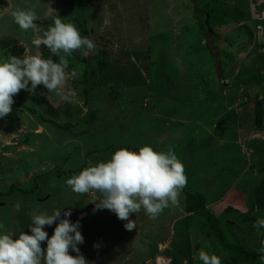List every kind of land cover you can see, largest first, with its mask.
Returning <instances> with one entry per match:
<instances>
[{
    "label": "rangeland",
    "instance_id": "obj_1",
    "mask_svg": "<svg viewBox=\"0 0 264 264\" xmlns=\"http://www.w3.org/2000/svg\"><path fill=\"white\" fill-rule=\"evenodd\" d=\"M16 9L36 13L33 28L15 23ZM206 12L215 34L197 21ZM58 16L81 35L86 28L94 51L66 57V99L44 85L35 95L21 90L0 118V224L18 238L31 234L29 212L63 209L64 218L70 210L88 264H203L201 248L221 264H264L231 263L204 217L185 212V192L202 193L231 243L259 252L264 241V229L253 228L264 218L255 205L264 179V129L255 122L257 101L264 108V28H255L264 22V0H0V60L27 49L59 63L32 44ZM145 145L172 147L187 177L178 204L155 220L141 208L128 231L112 211H94L101 193L66 185L90 163ZM12 186L34 190L9 196ZM57 224L45 226L49 238ZM41 247L46 252L47 242Z\"/></svg>",
    "mask_w": 264,
    "mask_h": 264
},
{
    "label": "clouds",
    "instance_id": "obj_2",
    "mask_svg": "<svg viewBox=\"0 0 264 264\" xmlns=\"http://www.w3.org/2000/svg\"><path fill=\"white\" fill-rule=\"evenodd\" d=\"M11 15L24 31L33 28L34 21L38 19L32 10L16 9ZM32 44L37 49L45 45L53 55L59 57V63L43 59L39 54L29 55L27 49L22 57L9 56L0 60V118L12 112L13 97L21 90L35 95L37 87L44 85L50 93L55 91L62 96L66 57L78 49H84V56L94 51V43L82 37L74 24L64 23L59 16L43 34V38H33ZM186 184L184 165L172 147L165 153L154 151L148 145L140 148L138 153L119 149L106 162L90 163L78 175L66 180V185L78 194L91 190L101 193L99 203H95L97 200L92 202L95 203L94 211H112L118 219L127 221L124 226L128 231L136 228V222L129 219L131 214L143 208L149 218L155 220L169 203L178 204V196ZM16 209L20 210L19 204ZM62 210L54 209L51 215L39 209L29 212L31 224L28 227L31 234L22 231L18 238H13L15 234L0 224V230H3L0 231V264H42V261L43 264H88L78 247L84 243L79 231L80 222H71L70 210L63 212L64 218H61ZM57 221L54 234L49 238L44 228ZM253 228L257 232L264 229V218L257 219ZM45 241L46 252L41 247V242ZM70 249L77 253L75 257L69 254ZM258 251L264 253V241H261ZM198 258L203 264H221L220 257L204 248L199 250ZM184 264H188V261L185 260Z\"/></svg>",
    "mask_w": 264,
    "mask_h": 264
},
{
    "label": "trees",
    "instance_id": "obj_3",
    "mask_svg": "<svg viewBox=\"0 0 264 264\" xmlns=\"http://www.w3.org/2000/svg\"><path fill=\"white\" fill-rule=\"evenodd\" d=\"M211 20H212V15L209 12H206L204 14V17L201 19L198 18L197 21L202 24L204 29H207L211 34H215L214 28L211 25ZM255 28L257 30V25ZM81 36L88 38V33L86 28H83ZM263 48L264 45H262V49ZM29 110L32 113L38 114L35 111V109L31 107H29ZM255 110H256L255 111L256 128L257 130L262 131L264 129V108H263V103L261 101H257ZM225 122L226 121H221V124H225ZM262 171L264 173V167L262 168ZM33 190L26 191L12 186L9 192L7 193V195L10 196L15 192H20L23 194H31L33 193ZM206 201L207 200L202 193H193L186 191L185 212L189 215L188 218L194 214H200L201 216L204 217L206 223L209 225V228L212 234L215 236L220 247H222L224 250L230 253L231 263H235L237 259L243 262L251 263L252 261L261 258V256H264V253L248 250L245 249L242 245L231 243L226 237L225 231L221 226L220 219L213 212H211L206 208ZM255 205L258 209L264 210V179L261 181L260 186L255 190Z\"/></svg>",
    "mask_w": 264,
    "mask_h": 264
},
{
    "label": "built area",
    "instance_id": "obj_4",
    "mask_svg": "<svg viewBox=\"0 0 264 264\" xmlns=\"http://www.w3.org/2000/svg\"><path fill=\"white\" fill-rule=\"evenodd\" d=\"M263 28H264V22L261 21L260 25L257 26V30L261 32V30L263 31Z\"/></svg>",
    "mask_w": 264,
    "mask_h": 264
}]
</instances>
